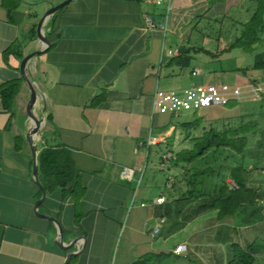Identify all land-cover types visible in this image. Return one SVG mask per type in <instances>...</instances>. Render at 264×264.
<instances>
[{"label": "crops", "instance_id": "obj_1", "mask_svg": "<svg viewBox=\"0 0 264 264\" xmlns=\"http://www.w3.org/2000/svg\"><path fill=\"white\" fill-rule=\"evenodd\" d=\"M60 1L0 0V85L21 76L6 65L8 50L25 56L40 48L31 30ZM241 1L172 0L165 30L160 27L165 7L144 0H72L49 18L50 46L29 63L40 91L35 111L43 116L35 137L37 154L45 148L67 149L84 195L77 204L66 198L61 207V190L47 188L38 211L59 221L64 240L84 238L70 264H133L153 255L180 256L189 245L173 238L194 225L205 234L212 254L208 263L218 261V232L226 220H218L213 211L169 236L161 234L165 217L159 216V206L171 199L167 191L175 193L176 170H162L159 145L170 134L165 127L171 114L153 113L152 99L156 89L189 87L183 82L201 74L192 67L190 49L201 47L193 44V34L203 22L223 15L226 2ZM27 96L23 81L10 109L0 97V264H63L67 248L55 241V223L33 210L41 190L32 177L25 138ZM158 197L164 200L157 202ZM76 212L79 224L74 223ZM236 220L230 222L234 228ZM178 244H185L186 251L175 253Z\"/></svg>", "mask_w": 264, "mask_h": 264}, {"label": "trees", "instance_id": "obj_2", "mask_svg": "<svg viewBox=\"0 0 264 264\" xmlns=\"http://www.w3.org/2000/svg\"><path fill=\"white\" fill-rule=\"evenodd\" d=\"M32 37H36V24L33 26ZM264 33V0H257V6L249 20L242 24L240 34L223 51L240 48L249 52L261 39ZM47 34V33H46ZM220 51L212 52L204 47L190 49L192 53H204L215 57ZM24 54L16 53L13 49L6 53V65L20 71V61ZM14 59L13 63L11 60ZM10 60V61H9ZM244 76L249 70H264V52L254 55L253 63L249 67L237 68ZM246 83L260 82L251 77L245 78ZM19 78L6 81L0 85V97L5 109H10L20 85ZM244 83V82H243ZM222 84V83H221ZM196 86V85H195ZM238 100H230L224 106L232 109L239 106ZM247 106L257 110L262 117L261 126L253 118L245 119V113L234 116H222L209 120L207 127H202L204 118L198 110L185 111L189 119L174 126L173 133L166 135L160 143V162L162 170L168 168L176 170L174 187L175 193H169L171 199H166L159 206V216L165 217L161 234L166 237L182 229L186 223L206 212L213 211L218 220L232 221L237 219L238 226H262L260 234L244 242L230 243V258L224 264H258L264 259V185L250 181L254 174L264 172V93ZM182 129V138L177 142L174 131L176 127ZM201 128V132L193 134ZM171 155L166 159L163 155ZM210 153L231 156L234 163L224 166L223 176L216 166L195 167L192 163L200 158H207ZM235 158V159H234ZM38 176L43 185L50 184L52 189L61 190V207L66 198L71 197L77 204L84 195V187L79 177V169L71 153L64 148H45L38 153ZM220 175V174H219ZM230 181L236 183L233 186ZM171 194V195H169ZM40 196V191L38 197ZM167 197V196H166ZM81 214L76 212L74 223L79 224ZM82 232V231H81ZM83 234V232H82ZM71 255L67 264H70ZM165 255H153L141 258L133 264H148L153 259H162Z\"/></svg>", "mask_w": 264, "mask_h": 264}, {"label": "rangeland", "instance_id": "obj_3", "mask_svg": "<svg viewBox=\"0 0 264 264\" xmlns=\"http://www.w3.org/2000/svg\"><path fill=\"white\" fill-rule=\"evenodd\" d=\"M225 6L226 10L223 15L219 13V15L213 20H208V25H205V22H203L202 29L197 33H194L192 37L194 39L193 44L197 43V46L204 47L212 52L220 51L219 54L212 57L204 53H192V67L198 66L201 70V74L198 76H192L190 81H185L183 84L184 86H195L228 83L237 86L239 85L238 87L245 91L241 93L238 107L228 109L224 105H214L199 109V114L202 115L205 120L202 122V127H207L209 125V120L214 118L230 115L234 116L239 113H245V119L253 118L257 120L258 125L261 126L262 117L259 116L257 110L253 111V116H249L248 114L252 113V109L247 106L254 104V102L252 103L251 101H255L258 97L246 92L248 89L247 84L249 83L245 84V78L248 76L253 79H258L260 82H264V70H249L247 75L244 76L237 70V68L251 66L254 55L259 52H264V33L261 35L260 41L256 43L253 46V49L249 52L243 51L240 48L223 51V48L231 44L240 34L242 24L249 20L250 16L256 9L257 0H243L237 4L226 2ZM47 23L48 21L45 26ZM44 29L46 31L47 26ZM171 87H176V85H171ZM27 98V102H23V105L25 104L24 106L26 107V116H29V97L27 96ZM189 114L191 113H179L177 115L171 114L168 116V120H166L167 123H165L169 124L165 127V131L172 132L176 124L189 119ZM181 130L182 129L178 125L176 127V132L174 131L177 142L183 136ZM199 132H201V128L194 130L193 134H198ZM146 153L147 149L145 148V159L147 161ZM229 155L230 154L227 156L221 153H210L207 158L204 157L195 160L192 163V166L202 167L207 166L209 163L216 166L217 170L222 168L219 173L220 175H216V178L219 179L223 176L224 166H229L234 163L233 158ZM253 174L254 176L252 179L254 180L250 182L257 185H264V172ZM198 228V225L189 226L185 231L177 234L175 238H173L176 240H186L189 245L188 252H185L187 254L181 253L180 256L168 255L152 264H209V258L212 254L206 249V241L204 240L205 234L201 233ZM261 229L262 226H250L248 230L241 228L240 226L234 228L230 221H224L219 227L218 235L220 237V250L217 252L219 257H217L218 261L215 264H221L222 261L225 263L230 258L229 245L231 242L238 240L244 242L247 239L254 238L255 235L260 234ZM258 264H264V259L258 262Z\"/></svg>", "mask_w": 264, "mask_h": 264}, {"label": "built area", "instance_id": "obj_4", "mask_svg": "<svg viewBox=\"0 0 264 264\" xmlns=\"http://www.w3.org/2000/svg\"><path fill=\"white\" fill-rule=\"evenodd\" d=\"M148 3L164 6L166 9L165 16L160 23L162 30L166 29L169 11L171 8L172 0H144ZM169 54H174V51H168ZM194 73H198L195 70ZM239 86V85H238ZM237 85L228 83L222 84H209V85H196L189 86L181 89L161 90L156 89L152 99V112H160L177 115L185 111L199 110L208 106L225 105L230 100L240 101L241 90ZM246 92L256 95L258 98L264 93V82L249 83ZM171 153L163 155L167 159ZM233 186L236 183L230 181ZM164 197H158L157 202H162ZM158 229H154L157 232ZM185 244H178L174 248L175 253L186 251Z\"/></svg>", "mask_w": 264, "mask_h": 264}, {"label": "water", "instance_id": "obj_5", "mask_svg": "<svg viewBox=\"0 0 264 264\" xmlns=\"http://www.w3.org/2000/svg\"><path fill=\"white\" fill-rule=\"evenodd\" d=\"M71 1L72 0H62L58 3L51 4L49 6V8L43 13V15L38 20V23L36 26L37 37L41 42V46H40V48H37V49L29 52L28 54H26L22 58L21 63H20V69H19L20 73L22 75L23 81L26 84V86L29 90V93H30L29 108H28L29 116L28 117H29V119H32L33 122L31 123V121H30V125L26 129L25 138H26V141L30 147V150L32 153V158H33L32 177H33L34 182L37 184V186L41 190V196L35 201L33 210L37 216L52 220L55 223L56 228H57L55 241L59 245H61L62 247L67 248L63 264H67L70 256L74 252L79 251L83 248L84 238L82 236H76L75 238H73L70 241L64 240L62 226L60 225L59 221L52 215H48V214H45V213L38 211V206L40 205V203L45 198L46 189L50 188L51 185H47V187H44L43 184L40 182L39 177H38L39 159H38V154H37V146H36L35 137H36L38 128L40 126V123L42 122L43 116L37 115V117H35V115H34L35 114L34 112H35L36 96L40 93V91H39V89H38V87H37V85H36V83L32 77V73L30 72L29 63L33 58H35L38 55L45 52L47 50V48L50 46V41H49L47 34H46V31L44 29L46 22L49 20V18L53 15V13L58 8L64 6L65 4H67ZM44 112H45V107H43V109H42L43 114H44ZM78 242H80V245L78 247L72 249L71 247L73 245H77Z\"/></svg>", "mask_w": 264, "mask_h": 264}, {"label": "bare ground", "instance_id": "obj_6", "mask_svg": "<svg viewBox=\"0 0 264 264\" xmlns=\"http://www.w3.org/2000/svg\"><path fill=\"white\" fill-rule=\"evenodd\" d=\"M39 99H40V97H39V95H37V96H36V107H38V105H39ZM34 113H35V114H34L35 117H37V112L35 111ZM30 121H31V123L33 122L32 119H30Z\"/></svg>", "mask_w": 264, "mask_h": 264}]
</instances>
